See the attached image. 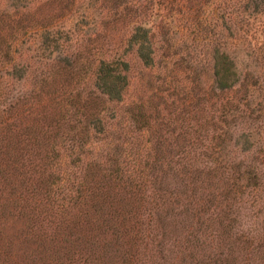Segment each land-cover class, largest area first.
Returning a JSON list of instances; mask_svg holds the SVG:
<instances>
[{
    "label": "rangeland",
    "instance_id": "obj_1",
    "mask_svg": "<svg viewBox=\"0 0 264 264\" xmlns=\"http://www.w3.org/2000/svg\"><path fill=\"white\" fill-rule=\"evenodd\" d=\"M126 1L139 12L116 11L110 0H0V110L26 94L29 112L22 122L46 144L56 129L61 136L50 167L56 200L32 194L38 173L23 177L15 172L11 154L0 153V264H60L74 248L82 251L75 257L80 264H264V111L229 121L224 153L220 160L213 158L222 143L216 137L224 131L221 108L230 101L239 103L236 114L247 113L241 92L232 101L218 90L216 51L238 60L231 76H249L253 108L264 109V0ZM24 10L26 30L15 32L10 25ZM135 34L137 44L152 43L154 62L146 63L147 51L139 53V45L131 42ZM164 37L169 43L162 42ZM48 38L56 44L45 50ZM181 58L187 60L179 68ZM67 59L73 74L57 62ZM114 62L125 70L123 102L109 104L115 111L104 118V132L91 134L77 166L78 153L68 139L82 124L75 120L76 109L65 105L64 94L105 87ZM230 67L223 61L218 68L223 73ZM16 69H23L20 81L13 76ZM170 77L181 89L180 98L190 97L192 88L197 98L171 96ZM36 91L43 101L31 114L39 101L31 100ZM136 107L148 114L157 109L168 128L152 136L136 130L131 113ZM246 133L252 135L249 143L241 138L237 147L236 139ZM31 148L32 160L37 149ZM117 159L123 180L140 184L136 200L117 193L101 200L102 211L90 208L89 199L73 204L70 196L78 187L88 196L95 186L96 177L85 179L84 171L94 166L87 163L97 162L108 174ZM148 160L157 164L154 177L144 166ZM243 166L260 175L258 187L245 188L235 180ZM113 224L119 227V241Z\"/></svg>",
    "mask_w": 264,
    "mask_h": 264
},
{
    "label": "trees",
    "instance_id": "obj_2",
    "mask_svg": "<svg viewBox=\"0 0 264 264\" xmlns=\"http://www.w3.org/2000/svg\"><path fill=\"white\" fill-rule=\"evenodd\" d=\"M110 3H111V7H113L114 10L116 11L122 8L127 14H130V15H132V13L139 12L136 6L135 7L130 6V4L126 0H110ZM135 8L137 11L135 10ZM146 10H147V7H144L145 13H146ZM148 11H149V8H148ZM26 13L28 12L24 10L20 14V16H17L14 18V21L12 22L10 26L14 28L17 27L15 32H23V30H26V28L23 26V23L26 19ZM136 38H138L137 34L134 35L131 42H134L135 45H139L137 46L139 49V53H143V50L147 51L146 52L147 58L144 59L145 62L148 64L154 62V59L152 58V56L154 55V52L150 46V44L152 43H149V41L146 40V41H142L144 42L142 44H137L140 42H138L137 40L134 41V39ZM162 42L164 44H167L169 43V39L168 38L166 39V37H164ZM176 43L177 42H175V46H177ZM55 44H56L55 40L50 41V38H48L44 42V44H42V47L43 49L48 50L52 45H55ZM221 51L222 52L216 51L215 57H214L215 64H217V71L215 73V77H216L215 82H216V85H218V90L221 92V95L225 97H231L232 101L234 100V96L237 93L241 92L242 97L246 101V107L248 110L246 109V112H247L246 115H238L235 113V111L239 108V103L237 105H233V103H230V101H228L226 105H224L223 108H221L220 113L218 112L219 113L218 119L222 121L221 122L222 126L220 127V130L221 132L223 130L224 131H223V134L221 133L219 136L216 137L218 139L222 138L221 139L222 143L218 147L219 152H216L215 154L216 156L213 157L216 160L217 159L220 160V154L224 150L228 137L230 135L231 126L229 124V121L232 120V122L233 121L236 122V121H239V119H252L255 113L259 111L262 113L264 111L262 107L260 110H258L257 108L256 109L253 108L254 106H253V102L251 101V97L254 96L255 91L252 88L253 86L251 87L249 83V80H248L249 76L246 77L244 73H239V74L236 73V76H237L236 79L234 78L235 75L231 76L230 74L231 71L235 70L239 66L238 60L234 58L232 54H226L225 50L224 51L221 50ZM221 57L225 63L227 62L231 65L230 70L225 69L223 70V73L218 68L219 66L223 65V61L220 62ZM48 59H51V58H48ZM59 60H61V58ZM59 60L57 62H59V64L62 65L61 70L67 71V69L69 70L72 69L71 74H73L74 72V67L72 66L73 62H71L68 59L63 60L64 62H61ZM186 60L187 59L185 58H181L179 62V68L184 67ZM188 63L190 62L188 61ZM120 65L121 64L118 62L109 64L110 80L103 83L105 87L100 84L99 85L96 84L94 91H89L88 94L81 93L79 91H76L74 93H69L67 96H65V94L67 93L64 94L63 101H67V104L65 105L67 107H69L70 105L76 109L77 114L75 115L78 116V118H76L75 120L77 121L80 119V123L82 124V130L77 129L76 127H73L74 132L71 135L72 138H69L70 140L68 139V144L70 143L72 150L78 153L76 161L74 162L77 166L81 165V163L83 162V157L85 156V152H83V150L88 145V140L91 134L95 132L96 133L104 132L105 130L104 118L108 117L109 115L112 116L113 112L115 111L109 104L123 102V94L125 93L126 88L125 86H123L125 84H123L124 79L121 76V74L124 73L125 70L124 68L120 67ZM16 70L17 71L14 72L13 76L18 81H20L22 80L23 74H20L19 72H21L23 69H20V70L16 69ZM175 76H180V74H177ZM231 77L233 79L232 82H231ZM196 80H198V78H196ZM45 86L46 84L42 83L41 87H45ZM171 88L173 89V93L171 94V96H174V97L176 96L180 100L184 98V101H186L187 98H190V97L197 98L194 94L195 88L194 89L192 88L191 93L188 94L190 95V97L182 96V98H180V94H177L176 92L178 91L180 92L181 89L177 86L176 81H174L172 77H170L168 91H172ZM41 91H44V89L42 88ZM42 95L43 94L40 91H36L32 93L31 100L34 101L36 98L39 101H37V106L35 108H32L31 106V108L29 109L31 114L35 111V109H37L38 111L39 107L42 105V101H43V99L41 100ZM229 95H232V96H229ZM26 99H27V96L25 94L22 97H20V99L18 98L16 101L14 100L8 101L6 104L3 105V108L0 110V153H3L5 151L6 153L9 152L11 154L12 161L15 162V165H14L15 172L22 175L23 177L27 174L26 172H29V171L38 173L36 182H34L31 185L32 194L41 195V196H45L47 199L56 200L54 197H52V195H55L56 191L54 192L52 189L53 187L57 185V182H56V179L54 178L55 174L52 170H50L51 169L50 167L52 164H54V160L57 158V153L59 152V150H57V146L55 142L59 140V137H61L60 129H56L48 137L49 139H47V143L49 145L46 144L45 142L46 138H40L39 136L35 135L34 131L32 130L33 126L31 127L29 126V124H24V122H22L23 115L29 112L28 109L25 107L26 104L24 103ZM31 104L34 105V103H31ZM93 104H95V106L90 108L89 106ZM177 104H180V103H177ZM62 105H63V102L59 104L61 111L63 109ZM181 105H183V103H181ZM173 106H176V105H173ZM131 113L133 114L132 118L134 119L136 130L149 133L150 136H152L153 133L156 134L159 128H162V127L168 128L170 124L162 119V117L160 116L161 115L160 112L155 108L151 114H148L144 110L143 107H136L135 113L133 112ZM27 115H29V113ZM239 130H236V126H235V128L232 131L234 135H237L235 132ZM251 136H252L251 134H247V133L242 134L239 139H236V146L239 147L238 142L241 141V138H245L244 139L245 142L249 143V138H251ZM159 143L162 144L163 141L160 140ZM31 147H35L37 149L36 153L33 155L34 158H32V160H34L38 164L33 163V161L31 160V156L33 154V150H31L32 149ZM241 149H243V147ZM251 152H247V153H251ZM150 157H151L150 155L147 156V158L149 159ZM111 161H112L111 164L113 168L111 172L107 171L108 174L104 173L103 172L104 170H100L101 167L103 166L98 165L97 162L92 161L93 163L91 162L87 163V164H90L89 166H91L92 164H94V166H91L89 167L90 169L87 168L84 171L85 179H87V177L89 178L96 177L95 186L94 188L91 187L92 191L90 192L88 196L84 194V190L81 189V187H78L77 195L70 196V200H73L72 201L73 204L81 205V203L84 202L83 201L84 199H89L91 200V204L89 205L91 206L90 208L98 210V211H102L104 210L105 203L103 201L101 202V200H111L113 198L112 195L117 194V193L130 194L136 200V190L141 191L140 184L134 183V179H131L129 183H127L129 179L124 181L121 175L120 169H119L120 165H119L118 159H117V162L115 160H111ZM144 166H146L147 168H149V170L152 171L151 177H154L155 175L154 172L157 170V164L155 162L152 163L150 162V160H148L145 162ZM224 167L225 166H223V168ZM39 168L40 170H42V172L39 170ZM249 169L250 167L248 166H243L242 170L240 168V170L236 172L239 175L236 177L235 180L243 184L245 188L250 187V186L252 188L258 187V180L260 179V175L256 174L254 169H251V170ZM0 171L3 172L4 170H0ZM45 172L48 174L47 177H44L46 176ZM0 176L4 177L3 175H0ZM226 194H228V192ZM226 194L225 196L229 197ZM64 198L67 199L66 197ZM62 210L63 211L66 210L64 205H62ZM113 221L114 219L111 218L109 220V224L112 223ZM230 228H233L232 224ZM111 229H112V232H114L113 233L114 239L116 241H119L120 240L119 238L120 233L118 231L119 227L113 224ZM84 239L85 237L83 236L78 240L84 241ZM74 249L76 252L75 251L69 252L66 258V261L67 262L69 261V264H76V263L80 264L81 260L80 262L79 261L77 262L78 258H75V257L77 253L81 254L82 251H79V249L77 248H74ZM134 251H137V250H134ZM67 262H63L60 264H67ZM221 262L223 263V260L221 261L219 260L216 263L220 264Z\"/></svg>",
    "mask_w": 264,
    "mask_h": 264
}]
</instances>
